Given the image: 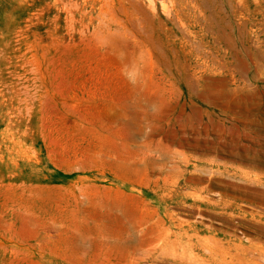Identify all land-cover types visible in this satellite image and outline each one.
<instances>
[{"label": "rangeland", "instance_id": "1", "mask_svg": "<svg viewBox=\"0 0 264 264\" xmlns=\"http://www.w3.org/2000/svg\"><path fill=\"white\" fill-rule=\"evenodd\" d=\"M0 264H264V0H0Z\"/></svg>", "mask_w": 264, "mask_h": 264}]
</instances>
